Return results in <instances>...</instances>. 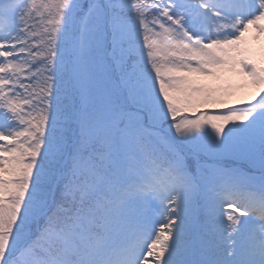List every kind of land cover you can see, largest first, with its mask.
I'll list each match as a JSON object with an SVG mask.
<instances>
[{
    "label": "snow or ice",
    "instance_id": "snow-or-ice-1",
    "mask_svg": "<svg viewBox=\"0 0 264 264\" xmlns=\"http://www.w3.org/2000/svg\"><path fill=\"white\" fill-rule=\"evenodd\" d=\"M253 27L264 0H0V264H264Z\"/></svg>",
    "mask_w": 264,
    "mask_h": 264
},
{
    "label": "rangeland",
    "instance_id": "rangeland-1",
    "mask_svg": "<svg viewBox=\"0 0 264 264\" xmlns=\"http://www.w3.org/2000/svg\"><path fill=\"white\" fill-rule=\"evenodd\" d=\"M246 36L249 38V46L253 51L254 57L259 61L261 57V46L264 45V33L259 32L258 29L253 27L249 33H246ZM255 91L256 89L251 86L239 88L229 102L235 104L238 99L251 100L252 94Z\"/></svg>",
    "mask_w": 264,
    "mask_h": 264
}]
</instances>
